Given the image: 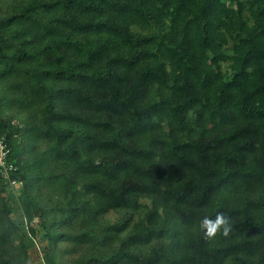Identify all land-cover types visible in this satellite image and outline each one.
Returning <instances> with one entry per match:
<instances>
[{
  "label": "trees",
  "instance_id": "trees-1",
  "mask_svg": "<svg viewBox=\"0 0 264 264\" xmlns=\"http://www.w3.org/2000/svg\"><path fill=\"white\" fill-rule=\"evenodd\" d=\"M0 140V264H264V0H0Z\"/></svg>",
  "mask_w": 264,
  "mask_h": 264
},
{
  "label": "built area",
  "instance_id": "built-area-1",
  "mask_svg": "<svg viewBox=\"0 0 264 264\" xmlns=\"http://www.w3.org/2000/svg\"><path fill=\"white\" fill-rule=\"evenodd\" d=\"M7 151L4 143L0 140V178L9 181V184L16 188L18 184L14 180H9V173L15 170V166L7 161Z\"/></svg>",
  "mask_w": 264,
  "mask_h": 264
},
{
  "label": "clouds",
  "instance_id": "clouds-1",
  "mask_svg": "<svg viewBox=\"0 0 264 264\" xmlns=\"http://www.w3.org/2000/svg\"><path fill=\"white\" fill-rule=\"evenodd\" d=\"M222 222V221H221Z\"/></svg>",
  "mask_w": 264,
  "mask_h": 264
}]
</instances>
